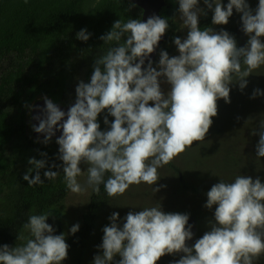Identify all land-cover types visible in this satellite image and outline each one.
<instances>
[{"label":"clouds","instance_id":"clouds-1","mask_svg":"<svg viewBox=\"0 0 264 264\" xmlns=\"http://www.w3.org/2000/svg\"><path fill=\"white\" fill-rule=\"evenodd\" d=\"M201 4L203 7H201ZM186 36H174L177 55L161 49L157 61L151 55L169 30L168 18L151 15L146 20L117 19L99 39L115 42L106 53L96 56L87 82L78 80L75 99L67 111L53 99L41 96L43 107L36 106L37 124L31 130L34 141L47 146L56 137L55 160L31 157L22 176L29 187L53 180L63 172L67 190L82 194L88 189L115 199L130 186H153L160 179L158 169L170 164L195 142L205 140L218 115L217 101L231 102V86L243 92L248 77L264 66V0L253 9L248 0H177ZM136 7L130 0V8ZM211 12V25H227L233 13L239 14L240 31L247 37L238 47L227 30L200 27V18ZM92 33L86 28L75 39L87 42ZM123 38V43L120 41ZM162 84L168 85L167 91ZM264 96L254 88L249 99ZM31 113L34 106L25 103ZM103 116L104 129L100 117ZM111 117V121L109 120ZM239 120V117H237ZM59 133V136L56 134ZM253 136L255 156L264 158V119ZM81 164H86L87 179L81 185ZM44 179H41V170ZM107 175V179H105ZM159 188L153 187V192ZM203 207L212 211L208 230L193 239L189 214L164 212L158 203L124 217L112 212L101 231V243L91 264H158L165 256L179 255L169 264H256L264 256V182L259 175L240 174L232 182L219 180L206 192ZM214 208V211H213ZM51 212L29 215L22 227L28 237L17 246L0 244V264H62L68 258V233L55 234L47 223ZM119 257V259H116Z\"/></svg>","mask_w":264,"mask_h":264},{"label":"rangeland","instance_id":"rangeland-1","mask_svg":"<svg viewBox=\"0 0 264 264\" xmlns=\"http://www.w3.org/2000/svg\"><path fill=\"white\" fill-rule=\"evenodd\" d=\"M223 2L226 4L227 0ZM248 2L255 9L258 0ZM177 7V3H170L163 11L170 27L161 49L166 50L169 56L178 54L172 43L173 37L186 36L179 14L175 13ZM211 15L209 11L207 16L200 18L201 29L211 26L216 31L227 30L238 42L240 37L236 35L238 26L234 25V19H240L239 14L234 12L227 25H211ZM64 20L60 18L56 22ZM73 46L72 51L51 53L45 59L31 53L22 57L16 54L0 56V111L6 113L7 119L16 127L15 134L2 150L10 161L12 174L0 173V244L17 246L25 243L26 240L17 237H28L22 227L28 216L51 212L54 218L49 217L46 222L53 225L55 234H66L72 225H80L77 233L66 236L68 258L62 264H91L93 256L97 254L96 246L101 243V229L109 223L107 218L112 212H119L122 218L130 210L139 211L160 203L166 213L189 214L188 223L192 225L193 239L188 243L191 245L208 230L206 222L212 216V211L205 209L203 204L206 201L205 194L213 184L219 180L232 182L240 174L259 175L264 182V158L257 159L255 156V144L259 137L250 134L258 129L259 121L264 119V96L249 99L254 88L264 90V66H261L248 77V86L243 92L237 86H231L230 103L225 104L222 99L217 101L218 115L213 118L205 140L195 142L170 164L158 169L160 179L155 185L130 186L115 199L106 196L104 187L99 194L93 193L91 189L74 194L65 188L43 201L42 197L33 193L36 191L35 186L29 187L22 176L32 167L27 163L28 159H41V151L47 153L49 163L59 164L60 161L55 160L58 146L56 138L47 146L34 142L37 136L30 127L33 124L32 112L24 104L34 105L41 96L50 98V94L54 93L56 97L51 99L57 104L74 100L78 80L87 82L94 58L109 49L92 39L87 42L77 40ZM158 54L155 61L159 58ZM25 77H32L38 83L23 85ZM162 88L167 91L168 85L162 84ZM102 121L103 116L100 117V123L104 129ZM87 167L81 164L82 173L77 177L81 185L87 179ZM53 170L58 171L59 175L52 181L63 177L61 170ZM160 185L164 187L154 193L153 187L159 188ZM178 258L179 255L165 256L158 264H169ZM256 264H264V256Z\"/></svg>","mask_w":264,"mask_h":264},{"label":"trees","instance_id":"trees-1","mask_svg":"<svg viewBox=\"0 0 264 264\" xmlns=\"http://www.w3.org/2000/svg\"><path fill=\"white\" fill-rule=\"evenodd\" d=\"M165 1L166 5L160 10L163 17L164 9L170 3H177V0ZM142 16L143 10L139 6L130 8V0H0V56L16 54L22 57L31 53L45 59L51 53L72 51L77 41L75 34L82 28L92 33L90 39L98 45L114 47L115 42L104 44L99 37L108 32L117 19L126 22L133 18L142 20ZM60 18L65 20L56 22ZM234 22L238 26L235 32L240 37L237 42L240 47L245 44L247 37L240 31V19H234ZM120 43H123V38ZM162 47L163 44L159 50ZM35 83L38 80L32 77L23 78V85ZM55 97L56 93L50 94V98ZM15 132V125L7 119L6 113L0 111V173L11 172L10 161L2 150ZM44 171L41 170L42 180ZM35 188L33 193L45 201L58 190L65 189L66 185L63 177H58L56 181L44 180L43 184L35 185ZM102 188L103 185L100 190Z\"/></svg>","mask_w":264,"mask_h":264},{"label":"water","instance_id":"water-1","mask_svg":"<svg viewBox=\"0 0 264 264\" xmlns=\"http://www.w3.org/2000/svg\"><path fill=\"white\" fill-rule=\"evenodd\" d=\"M132 3H135L137 6H139L142 10H143V16H142V20H146L149 16L155 14V15H159L162 16L160 14V10L163 6H165L166 1L165 0H131ZM163 17V16H162ZM166 35L161 39V41L159 42V47L164 43L165 39H166ZM159 47L156 49V51L151 55V59L155 60L156 59V55L158 53ZM74 103V100L67 102V103H58L59 107L64 110L67 111V108ZM33 111H32V116L33 115H37L38 112L36 111V106L39 107H43V100L40 99L38 101L35 102V104L33 105ZM33 124H37L38 122L35 120H32ZM37 137H41L43 138L42 135L34 133ZM57 136H59V133L56 134ZM56 138V137H53Z\"/></svg>","mask_w":264,"mask_h":264}]
</instances>
